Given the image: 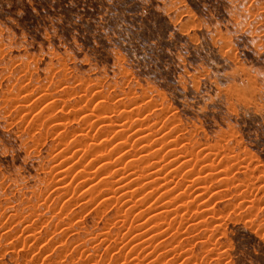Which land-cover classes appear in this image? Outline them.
<instances>
[{
	"label": "rangeland",
	"instance_id": "1",
	"mask_svg": "<svg viewBox=\"0 0 264 264\" xmlns=\"http://www.w3.org/2000/svg\"><path fill=\"white\" fill-rule=\"evenodd\" d=\"M0 264H264V0H0Z\"/></svg>",
	"mask_w": 264,
	"mask_h": 264
}]
</instances>
